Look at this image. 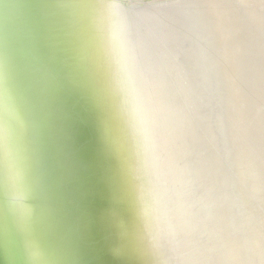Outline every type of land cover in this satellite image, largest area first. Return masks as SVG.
<instances>
[{"label":"clouds","instance_id":"obj_1","mask_svg":"<svg viewBox=\"0 0 264 264\" xmlns=\"http://www.w3.org/2000/svg\"><path fill=\"white\" fill-rule=\"evenodd\" d=\"M101 76L102 131L117 152L139 264H264V103L214 43L218 5L75 0ZM176 9L170 19L163 9ZM154 9V10H153ZM21 119L0 88V196L23 236L24 264H58L31 238ZM125 226L124 222L120 221ZM119 254V249L115 250Z\"/></svg>","mask_w":264,"mask_h":264},{"label":"water","instance_id":"obj_2","mask_svg":"<svg viewBox=\"0 0 264 264\" xmlns=\"http://www.w3.org/2000/svg\"><path fill=\"white\" fill-rule=\"evenodd\" d=\"M73 2L0 0V88H7L22 122L17 143L31 238L58 264H139L124 246V180L102 131L91 34L75 10L62 6ZM129 2L149 9L220 6L207 9L214 13L211 39L228 58L240 45L230 71L245 80L252 101L264 103V0ZM162 11L176 19V9ZM0 264H24L23 236L2 196Z\"/></svg>","mask_w":264,"mask_h":264},{"label":"bare ground","instance_id":"obj_3","mask_svg":"<svg viewBox=\"0 0 264 264\" xmlns=\"http://www.w3.org/2000/svg\"><path fill=\"white\" fill-rule=\"evenodd\" d=\"M138 1L143 2V3H148V2L161 1V0H138Z\"/></svg>","mask_w":264,"mask_h":264}]
</instances>
